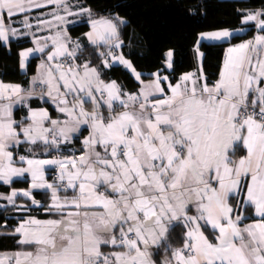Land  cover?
I'll return each mask as SVG.
<instances>
[{
  "label": "snow or ice",
  "instance_id": "obj_1",
  "mask_svg": "<svg viewBox=\"0 0 264 264\" xmlns=\"http://www.w3.org/2000/svg\"><path fill=\"white\" fill-rule=\"evenodd\" d=\"M44 3L55 6L52 19L37 17L36 29L55 34L19 53L24 68L51 42L31 87L0 82V182L27 175L31 186L19 194L31 203L20 209L36 206L57 218H23L14 234L31 250L0 258V264H158L161 249L159 264H264V9L243 15L245 24L255 22L257 34L225 50L211 84L202 72L201 42L226 40L233 36L228 30L199 34L195 72L175 82L150 73L145 84L116 54L127 21L93 18L90 8L70 0H0V43L29 35L6 21L23 14L20 23L31 30L28 13ZM69 16L88 17L86 39L108 48L96 53L101 64L111 67V60L131 69L143 85L138 92L106 83L91 61L75 64L83 49L63 27ZM173 55L164 54L166 68H173ZM33 97L50 100L63 119L32 108L27 101ZM17 106L27 110L19 120ZM82 128L88 135L79 155H52L79 139ZM22 145L27 155H15ZM237 151L243 155L233 159ZM33 189L50 190V202L32 198ZM17 195L13 189L0 198L16 206ZM177 228L174 247L170 237Z\"/></svg>",
  "mask_w": 264,
  "mask_h": 264
},
{
  "label": "trees",
  "instance_id": "obj_2",
  "mask_svg": "<svg viewBox=\"0 0 264 264\" xmlns=\"http://www.w3.org/2000/svg\"><path fill=\"white\" fill-rule=\"evenodd\" d=\"M78 3L90 8L93 18L101 16H119L127 21L121 26V50L125 57L130 59L134 67L148 78L150 73L161 70L169 74L170 81L175 80L185 72L195 70L197 61L194 58V49L197 46L199 34L205 31L217 29H237L242 26L243 15L247 12L264 9V0H70V3ZM87 16L80 18L79 22L69 27V32L74 37H80L84 41V34L90 28ZM252 27L241 36H234L230 41L207 43L201 42L200 49L204 52L203 69L208 82H214L218 78L220 66L225 55L226 48L235 42L254 35V23ZM30 44L28 39L12 40L10 47L0 43V79L4 82L22 83L27 86L29 75L34 73L38 56L34 57L28 66V73L20 70V50ZM107 46H93L84 41L83 51L78 53V63L91 61L101 73V78L108 81H116L122 89L136 92L139 83L131 73L122 65L104 67L98 52L107 51ZM172 50L173 68L167 70L164 54ZM107 115V110L102 108ZM77 142L70 146L73 148ZM22 145L16 149L15 155H27ZM67 146H63L61 154L66 152ZM53 152L52 155H55ZM29 179H16L10 185L0 182V194L8 195L13 189L28 188ZM63 194V193H61ZM34 197L40 198L43 203L50 202V194L35 191ZM5 202H7L4 199ZM16 202L30 204L31 200L17 197ZM18 207L6 205L0 208V252L21 251L24 246L18 244L20 236L14 234V229L27 212L16 211ZM33 214L48 216L37 212V207H32ZM49 217V216H48ZM177 228L170 237L174 247L179 246V234ZM158 260L164 258L161 249Z\"/></svg>",
  "mask_w": 264,
  "mask_h": 264
},
{
  "label": "crops",
  "instance_id": "obj_3",
  "mask_svg": "<svg viewBox=\"0 0 264 264\" xmlns=\"http://www.w3.org/2000/svg\"><path fill=\"white\" fill-rule=\"evenodd\" d=\"M41 2L43 3V0H41ZM71 4L75 5L76 3L73 2V3H71ZM54 7H55V6L52 5V4L44 3V6H43L42 8H33V9L28 13V15H29V17H30V23L33 25V27H32L31 30L25 29V28L23 27V25L20 23V21H22L23 18H24V15H23V14L17 15V16L14 18L15 23H13V22H11V21H6V23H10L12 27L17 28L19 33L29 32V35H20V34H18L16 37H12V38H10L9 42L4 43V44H6L8 47H10V44H11V41H12V40L28 39V40L30 41V44L27 45L26 47H23V48L20 50V52H22V51H25L26 49L36 47V44H35V40H36V39H40V40L43 42V39H44L45 37H48V36L54 35L56 29H43V30H40V31H37V29H36V18L39 17L40 19H43V20H51V19H52V16L50 15V13H51L52 10L54 9ZM72 11L77 12V11H79V9L73 7V8H72ZM61 14H63V13H61ZM80 18H81V16H69L67 19H68L69 21H71V23L65 24V25H63V27L66 29L68 36L71 37V40H72L73 42H77V41H78V42L81 44V47H82V49H83L84 41H86V42H88L89 44H91V43L86 39L85 35H84V41H83L82 39H80V37H74V36H72V35L70 34V32H69V27L75 25L76 23H78L79 20H80ZM98 18H99V17H98ZM251 23H255V22H248L247 24H245V23L242 21V26H241L240 28L245 29V31H243V32H236V30H237V29H240V28H237V29H217V30L205 31V32H212V31L228 30L229 32H232V33H233V36L229 37V38L226 39V40H222V41H202V42L216 43V42L230 41V40L232 39V37H234V36H241V35H244V34H245V33H246V32L252 27L251 25H249V24H251ZM254 28H255V27H254ZM90 30H91V28H89L86 32H88V31H90ZM257 31H258V30L255 29L254 35L257 34ZM86 32H85V33H86ZM32 33H34L35 35H32ZM202 33H204V32H202ZM252 36H253V35H252ZM252 36H250V37H248V38H245V39H242V40H240V41H238V42L232 43V44H230L228 47H230V46H232V45H234V44H238V43L242 42L243 40L251 39ZM48 43H49V47L46 48L45 53H43V54H41V53H33L32 55L29 56L28 60L26 61V65H25V67H24V68H21V67H20L21 72L24 73V74H27V73H28L29 62H30L34 57H37V56H38V62H37V65H36L35 71H34V73H32V74L29 75V81H28L27 86H24L22 83L4 82V81L1 80V79H0V82H2V83H4V84H19V85H21V87H22L23 89H25V90L27 91V90L31 87L32 77H33V76H36V75L38 74V68H39V65H40L41 61L44 60V59L46 58V54H47V52H48L49 50H51V42L49 41ZM91 45H92V44H91ZM73 46H74V44L70 45V50H71V48H72ZM93 46H97V45H93ZM196 47H197V46H196ZM228 47H227V48H228ZM227 48H226V49H227ZM200 51L203 52L201 49H200ZM203 53H204V52H203ZM116 54H117V55L122 54V55L124 56V54L122 53L121 48H120V49H117ZM124 58L130 61V59H128L127 57L124 56ZM20 59H21V58H20ZM130 62H131V61H130ZM203 62H204V58H203V61H202V72H203L204 77H206V74H205L204 69H203ZM53 63H54V62H53ZM109 63L111 64V66H112V65H117V64H118V63H112L111 60H109ZM131 63H132V62H131ZM197 63H198V62H197ZM75 64L82 65L83 63L80 64V63H78V60H77V63H75ZM118 65H121V64H118ZM132 65H133V64H132ZM90 66H91V67H95V66H92V65H90ZM122 66H123V65H122ZM133 67H134V65H133ZM134 68H135V67H134ZM166 69H167V70H172V68H171V69L166 68ZM127 70L131 73V75H132L133 78L135 79V74L131 71V69H127ZM135 70H136V72L141 73V81H143L145 84L148 83L150 80L153 79V77H152L150 74H149L150 76H149L148 78H144L145 74H144L143 72L138 71L136 68H135ZM196 70H197V68H196L195 70H192V71H189V72H195ZM98 71H99V70H98ZM156 72H159V74H160L161 76H169L168 73H166V72H162L161 70L155 71V72H153V73H156ZM185 73H186V72H185ZM183 74H184V73H183ZM206 78H207V77H206ZM101 79H102V78H101ZM169 79H170V77H169ZM102 80H104V79H102ZM135 80H136V79H135ZM104 81H105L106 83H108V82H111V81H114V80H108V81L104 80ZM136 81H137V80H136ZM141 81H137V82L139 83L138 91H139V90L141 89V87L143 86V85L141 84ZM207 81H208V80H207ZM115 82H116V81H115ZM116 83H117V82H116ZM166 83H167V82H164V84H166ZM208 83L211 84L212 82H208ZM117 85L120 87V89H121L122 92H125V93H136V92H138V91L133 92V91H129V90H124V89L121 88V86H120L118 83H117ZM162 86H163V85H162ZM36 91L39 92V89H37ZM27 103H28L32 108H34V109H40V108H45V109H47V110L49 111V114H50V115L52 116V118H54V119H55V118H58V117L61 118V119H63V116H62L61 114H59V113L56 111L55 106L52 104V102H51L50 100H41V99H39V98H37V97H33V98L29 99V100L27 101ZM86 107L90 109L91 105H86ZM102 108H103V106H102ZM26 114H27V110L24 109V108H22L21 106H17L16 108H14V118H15V119L19 120V119H21L23 116H25ZM87 135H88V130H86L85 128H82L81 133H78V134H77V136L79 137V139L74 138L73 141H72V143H73V142H77V144H76V146H75L74 148H73V146H70L72 143L69 144V145H64V146H67V148H66V152L63 153V154H61V152H59V153L56 152V154L53 155V156H56V157L59 158V157H61V156H70V155H72L73 153H75L76 155H79V154H80V149L82 148V144H81L80 141H82ZM62 147H63V146H62ZM17 149H18V148H17ZM61 149H62V148H61ZM15 154H16V150H15ZM241 155H243V152H241V151H237L236 154H235V156H233V159H238ZM41 158H44V157H41ZM25 178H28V179H29V182H30L29 187H28V188H17V189H15V190H17V192H18V195L15 197V203H16V206L18 207V208L16 209V211H20V212H23L24 210H23V209H20L19 206H22V205H30V204H25V203H22V202H16V198L20 196V197H23V198H26V199H29V200H30L29 197H25V196H23V195H21V194H19V193H21L23 190H27V189L30 188V186H31V179H30V177H28L27 175H26L25 177H14V178H13V181L16 180V179H25ZM46 178L48 179L47 173H46ZM48 180H49V179H48ZM49 182H50V181H49ZM35 191L47 192V193L51 194V193H50V190H45V189H33V190H32V198H34V199L37 200V201H40L41 203H43V201H42L40 198H36V197H34V192H35ZM11 192H12V191H11ZM11 192H10L8 195H10ZM61 193H63V192H61ZM61 193H60V195H61L62 197L65 196V195H67V196H71V195H72V192H71V191H69L68 193H63V194H61ZM3 195H4V194H3ZM4 196H7V195H4ZM5 200H6V199H5ZM6 201H7V200H6ZM6 205H8V202H5L4 199L0 198V208H4V207H6ZM32 207H36V206H31L27 211H24V212H27V213H29V214L24 215L23 218H27L28 215L34 216V217H36V218H38V219L57 218V217H48V216H43V217H41V216H38V215H36V214H33V212L30 211V209H32ZM37 212L44 213L43 210H38ZM44 214H45V213H44ZM191 214H195L194 211H193V213H191ZM21 220H22V219H21ZM21 220H20V222H21ZM20 222H19V223H20ZM247 222H248V221H246V223H247ZM17 226H18V225H17ZM13 233H14V232H13ZM17 235H18V234H17ZM104 250H105V251H108L109 249H108V248H105ZM8 254L11 255L12 253H10V251H8Z\"/></svg>",
  "mask_w": 264,
  "mask_h": 264
},
{
  "label": "rangeland",
  "instance_id": "obj_4",
  "mask_svg": "<svg viewBox=\"0 0 264 264\" xmlns=\"http://www.w3.org/2000/svg\"><path fill=\"white\" fill-rule=\"evenodd\" d=\"M30 211L33 212V210L30 209ZM31 249L30 248H22L21 251H30ZM15 252H19L18 250L17 251H10V253H15ZM10 256V254H8V251H4V252H0V258H6ZM5 264H7V260L5 259Z\"/></svg>",
  "mask_w": 264,
  "mask_h": 264
},
{
  "label": "built area",
  "instance_id": "obj_5",
  "mask_svg": "<svg viewBox=\"0 0 264 264\" xmlns=\"http://www.w3.org/2000/svg\"><path fill=\"white\" fill-rule=\"evenodd\" d=\"M117 51V50H116ZM75 63H77V60L75 61ZM54 175V174H53ZM47 176H48V179H49V181L51 182V175H49L48 173H47Z\"/></svg>",
  "mask_w": 264,
  "mask_h": 264
}]
</instances>
